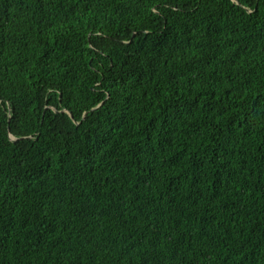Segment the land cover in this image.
I'll list each match as a JSON object with an SVG mask.
<instances>
[{
	"label": "trees",
	"instance_id": "obj_1",
	"mask_svg": "<svg viewBox=\"0 0 264 264\" xmlns=\"http://www.w3.org/2000/svg\"><path fill=\"white\" fill-rule=\"evenodd\" d=\"M0 264H264V0H0Z\"/></svg>",
	"mask_w": 264,
	"mask_h": 264
}]
</instances>
